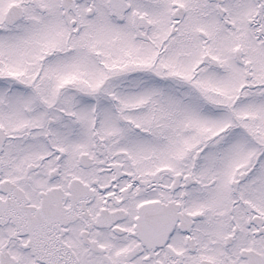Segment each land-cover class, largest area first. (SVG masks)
Masks as SVG:
<instances>
[{
	"label": "snow or ice",
	"instance_id": "snow-or-ice-1",
	"mask_svg": "<svg viewBox=\"0 0 264 264\" xmlns=\"http://www.w3.org/2000/svg\"><path fill=\"white\" fill-rule=\"evenodd\" d=\"M0 264H264V0H0Z\"/></svg>",
	"mask_w": 264,
	"mask_h": 264
}]
</instances>
